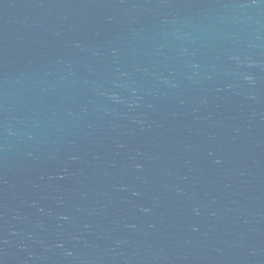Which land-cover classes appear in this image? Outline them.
<instances>
[{"label": "water", "instance_id": "obj_1", "mask_svg": "<svg viewBox=\"0 0 264 264\" xmlns=\"http://www.w3.org/2000/svg\"><path fill=\"white\" fill-rule=\"evenodd\" d=\"M0 264H264V0H0Z\"/></svg>", "mask_w": 264, "mask_h": 264}]
</instances>
